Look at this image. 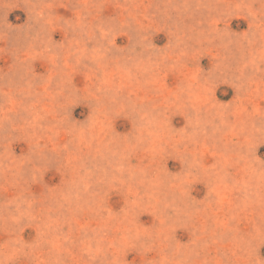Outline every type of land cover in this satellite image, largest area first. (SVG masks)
<instances>
[{
    "label": "rangeland",
    "instance_id": "374dc122",
    "mask_svg": "<svg viewBox=\"0 0 264 264\" xmlns=\"http://www.w3.org/2000/svg\"><path fill=\"white\" fill-rule=\"evenodd\" d=\"M0 264H264V0H0Z\"/></svg>",
    "mask_w": 264,
    "mask_h": 264
}]
</instances>
